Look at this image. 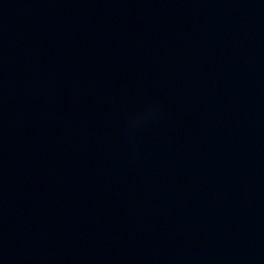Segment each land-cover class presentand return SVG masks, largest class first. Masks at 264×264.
<instances>
[{"label":"water","instance_id":"obj_1","mask_svg":"<svg viewBox=\"0 0 264 264\" xmlns=\"http://www.w3.org/2000/svg\"><path fill=\"white\" fill-rule=\"evenodd\" d=\"M0 264H264V0H0Z\"/></svg>","mask_w":264,"mask_h":264}]
</instances>
